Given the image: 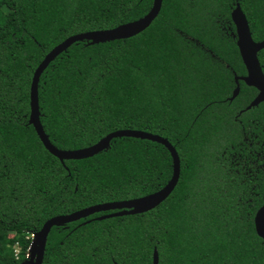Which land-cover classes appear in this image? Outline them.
I'll use <instances>...</instances> for the list:
<instances>
[{
    "label": "trees",
    "instance_id": "1",
    "mask_svg": "<svg viewBox=\"0 0 264 264\" xmlns=\"http://www.w3.org/2000/svg\"><path fill=\"white\" fill-rule=\"evenodd\" d=\"M153 2L0 0V264H26L30 235L55 216L141 198L170 181L173 160L159 143L117 138L91 158L62 163L30 124L33 74L53 48L136 21ZM242 2L263 15L264 0ZM233 4L163 0L141 34L77 42L44 71L41 123L56 148L79 150L114 131H145L176 148L181 175L170 197L148 212L98 220L108 211L53 227L43 264H153L155 249L159 264H264L254 221L264 185L260 179L252 188L239 156L243 127L259 113L241 110L256 92L242 83L230 100L240 59L225 30Z\"/></svg>",
    "mask_w": 264,
    "mask_h": 264
},
{
    "label": "water",
    "instance_id": "2",
    "mask_svg": "<svg viewBox=\"0 0 264 264\" xmlns=\"http://www.w3.org/2000/svg\"><path fill=\"white\" fill-rule=\"evenodd\" d=\"M162 6L163 0H154L151 10L144 17L136 21L112 29L79 33L68 37L65 41L53 48L33 74L30 87V124L34 127L45 149L58 158L62 163L70 160H84L91 158L104 149L109 148L111 141L117 138H137L159 143L167 148L173 160V175L170 181L161 190L141 198L98 204L68 215H59L51 218L36 234L31 249V258L25 261L26 264H43L48 237L53 227L77 222L92 215L108 211L115 212L102 215L98 217V220L142 214L155 209L166 201L177 187L181 175V159L176 148L169 140L145 131L118 130L108 134L90 147L79 150H60L51 143L44 130L41 123L39 102V83L42 74L59 55L68 50L73 44L82 41H90L93 44H99L135 37L152 25L159 16ZM232 19L238 29L239 51L248 70V76L245 77L244 80L247 85L254 86L259 90L258 96L248 107V109H251L264 102V73L258 58V52L264 49V41L255 42L253 40L248 21L240 7H237L233 11ZM238 93L239 89L235 91L233 98H235ZM254 221L256 233L264 241V206L257 211ZM153 264H159V253L157 249H155L153 253Z\"/></svg>",
    "mask_w": 264,
    "mask_h": 264
},
{
    "label": "flooded vegetation",
    "instance_id": "3",
    "mask_svg": "<svg viewBox=\"0 0 264 264\" xmlns=\"http://www.w3.org/2000/svg\"><path fill=\"white\" fill-rule=\"evenodd\" d=\"M243 3L244 2H242V0H234L233 7L230 11L231 23H228V25L225 27L226 33L232 37L235 45L238 48V51H239L238 29H237L235 22L232 19V13L237 7H240L241 10L243 11L244 15L246 16V19L248 21L253 40L255 42L264 41V11H263V15H260V12L254 11L252 9L251 4L243 5ZM260 16L263 17L262 20H260ZM239 56H240V59L236 58V57L234 58V62L236 64V66L234 65L232 67L233 80H234L235 88L232 91V97L230 98V100L233 101L236 98H238V96L241 93V84L242 83H244L246 86H248L250 88H253L254 91L256 92V95L250 101V104L244 110H241V113H242L244 111H250V110L256 108L259 110V113L255 118H253L254 114L250 117L253 119H252L251 123L249 124L248 129L243 127V132H245L244 133V136H245L244 141L246 143L241 142L240 145L243 147L239 148L242 152L239 154V156L243 157V159H245L248 162L247 163L248 175L251 178L252 188L255 189L256 187H258L260 185V179H262V182L264 185V106H260L264 102L260 103L256 107L248 109V107L251 105V103L258 96L259 90L254 86H249L246 84L244 78L248 76V70L244 64L242 57H241L240 51H239ZM258 58H259V61H260V64H261V67H262V70L264 73V49L261 50L260 52H258ZM240 61L242 62L244 68L240 71L241 74H238L237 68L239 67L238 63ZM237 89H239V93L235 98H233L234 93ZM232 149L237 150V149H235L234 146H232ZM262 206H264V205H262ZM114 212L115 211H112L109 214L114 213Z\"/></svg>",
    "mask_w": 264,
    "mask_h": 264
},
{
    "label": "built area",
    "instance_id": "4",
    "mask_svg": "<svg viewBox=\"0 0 264 264\" xmlns=\"http://www.w3.org/2000/svg\"><path fill=\"white\" fill-rule=\"evenodd\" d=\"M35 236H36V234L32 233L29 237L31 239V244H30L28 251H27L26 260H29L31 258V249H32V245H33V241L35 239ZM19 253H20V248H19V246H16L15 254H16L17 258H18Z\"/></svg>",
    "mask_w": 264,
    "mask_h": 264
}]
</instances>
